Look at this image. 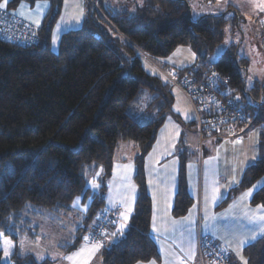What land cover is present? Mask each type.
<instances>
[{"label":"trees","instance_id":"obj_1","mask_svg":"<svg viewBox=\"0 0 264 264\" xmlns=\"http://www.w3.org/2000/svg\"><path fill=\"white\" fill-rule=\"evenodd\" d=\"M21 1L33 4L36 0H6V7L12 10ZM62 1L50 0L36 42L17 44L0 39V233L15 241L11 254L15 264H50L48 257L37 260L31 253L21 252L19 237L25 230L31 231L29 227H36L38 217L54 212L66 215L76 197L82 195L81 201L86 200L90 195L86 174L99 171V192L91 193L73 239L58 249L70 251L86 236L95 245L90 234L98 223V212L108 209L104 191L115 150L120 142H130L137 150L133 178L137 195L123 234L102 244V264L157 260L156 243L149 234L150 196L143 162L173 97L169 89L175 85L163 71L186 69L210 57L222 42L225 28L233 30L238 25L239 15L231 11L194 20L188 8L192 0H134L127 7L103 5V0H95V7L86 0L82 24L63 32L54 52L50 36ZM261 33L262 22L260 39ZM181 45L191 48L193 63L173 68L153 63L162 76L149 73L136 55L159 60ZM209 57L208 62L229 78L240 96L249 92L247 101H251L257 95L261 82L245 87L242 72H246L247 58L235 43L218 60L210 62ZM140 87L152 95L147 110L153 115L146 122H139L129 111ZM261 96L260 113L252 128L264 121V83ZM184 158L181 154L174 215H182L191 203ZM263 173L264 135L260 133L257 159L245 168L231 193L249 186ZM250 202L264 206V188L255 190ZM116 224L108 228V236ZM242 254L245 264H264V235L246 244ZM1 258L0 249V264H4Z\"/></svg>","mask_w":264,"mask_h":264},{"label":"crops","instance_id":"obj_2","mask_svg":"<svg viewBox=\"0 0 264 264\" xmlns=\"http://www.w3.org/2000/svg\"><path fill=\"white\" fill-rule=\"evenodd\" d=\"M69 1L76 2L77 13H79L81 19V21L78 19L77 24L81 25L86 16V0L85 2L84 0ZM199 1L200 0H194L193 2L195 12L199 17L207 13L223 14L235 11L239 15L238 18H240V22L246 20L247 17L256 18L258 22V37H260L261 21L264 16V11H261L257 5L261 3V0H202L204 1V4L207 2L208 6L213 8L211 13L208 10L203 11L205 6L199 4ZM108 3L114 5V3H111L109 0L106 1V4ZM0 4H4V7H6L7 2L6 0H0ZM49 8L50 0H43V2L42 0H36L33 4L21 1L16 8L9 10L14 15L28 23H31L34 26H40L47 15ZM62 8L63 1L61 9ZM191 16H193V13H191ZM36 20H40L39 25L34 22ZM239 23L237 26L242 32V27ZM245 35L246 32L243 35V38H245ZM246 43V50H243L240 54L247 58V67L249 61L250 67H252V65L255 66V62L252 64V49L254 47L257 48L259 54L264 57V45L263 48H261L258 44L254 45V43H251L250 46L248 41ZM184 53H186L187 58V60H185L186 63H184L185 65H181L180 61L177 60L170 66L183 67L193 63L194 59L190 60V55H188L187 52ZM263 72L264 69L261 70L259 75L255 74L251 87L259 82L264 83ZM189 118H191L188 119L189 124L195 128L193 125L194 118L192 119V116ZM249 131L248 135L244 137L239 136L234 139L213 140L218 142L216 144L213 142L208 145L210 149L218 150L220 148H233L235 146L243 145L244 142L248 140L253 142L256 137V129L252 128ZM191 133L192 131L189 132V135ZM156 138L151 149L144 157L143 173L146 188L150 196L151 211L149 234L153 237L156 243L159 258L157 260L150 259L135 264L196 263L198 260L197 242L200 237L210 238L214 243L225 248L232 260L239 263V261H241L239 256L240 254L242 255V248L260 236L257 234L255 239H250L253 237L254 233H259L261 227V223L258 219L253 221L251 218L264 216V206L260 204L261 207H258L257 204L250 202L252 194L249 197L242 198L243 194L253 187L252 185L263 177L264 173L249 186L241 188L235 193H231V190L238 186L243 172L249 164L251 156L255 155L254 147L249 153L246 150L245 152L243 151L241 155L239 153L238 159L228 167H223L214 171V163L212 159L208 157V154L203 156L204 146L202 148L198 147V158L197 154L191 153L190 149L195 148L196 146V139L185 143L182 139H179L177 142L176 139L169 140ZM156 145H158V149L155 151L154 147ZM136 153L137 150L132 143L120 142L113 156L111 173L106 181V188L104 191V205L108 209H114L116 206H120L121 210L118 214V223L111 229V234L107 240L108 243L116 238L112 237V233L117 232L118 226L121 223H124L123 218L120 215L121 213H125L128 216L127 226L129 225L130 216L137 195V187L133 180L135 173L134 155ZM181 154H184L185 156L188 155L189 175L185 177V181L187 192L191 197V203L182 215H174L172 213V208L178 186V172ZM198 159H200L201 167L197 175L196 168L194 167L193 169L192 164L195 166L196 160ZM128 165H131V167H127ZM97 174H99L98 171L95 175L96 178L99 177ZM234 178L235 182L231 183ZM214 189H217L218 191L214 192ZM214 196L215 199H213ZM90 197L91 193L86 200L79 203L83 212L87 209V207L85 208V205L88 206L91 200ZM226 198L228 199L225 202H222ZM128 207H131L132 209L130 213L127 212ZM206 216L208 217L207 221L205 220ZM242 240H247V243L242 245ZM82 243L83 242L70 251L63 252L66 258L70 256L73 257L72 260L67 259L69 264H79V261L83 260L81 254V258H79L80 255H74L79 253L82 248H86L83 247ZM87 249L88 250L85 254L83 252L85 258L89 256L92 248ZM101 251L102 247L91 256L89 264H93V260H96V264L102 263Z\"/></svg>","mask_w":264,"mask_h":264},{"label":"rangeland","instance_id":"obj_3","mask_svg":"<svg viewBox=\"0 0 264 264\" xmlns=\"http://www.w3.org/2000/svg\"><path fill=\"white\" fill-rule=\"evenodd\" d=\"M106 1L107 0H103V5L106 4ZM109 1L111 3H114V5L118 7L120 6L127 7L129 4H131V2H134V0H109ZM193 2L194 0H192L190 3V12L193 13L192 18L196 20L199 16H197L195 12V9H194L195 7L193 5ZM199 4H202V6H205L203 8V11L208 10L210 13L213 11V8L208 6L207 2L204 4V1L200 0ZM77 17H79L80 19L79 13H77L76 2H72L69 0L68 1L63 0V8L60 10L58 16L56 17L53 23V26H52V30H51L50 49L52 51L56 52L58 50L59 38L63 32L71 30L72 28L75 29L76 27L80 26L79 24H77L78 23ZM239 24L242 27V32L240 31V28H238V26H236L233 30L230 29L229 26L225 28L224 38L222 42L219 45H217L214 48V50L210 53V57H209L210 62H214L218 60L220 56L222 55V53L224 52V50L227 48V46L231 42L237 45V49L239 53H242L243 50H246L247 41L250 44V46H251V43H254V45L258 44L261 48H263V42L260 39V37H258L257 19L247 17L246 20L240 22ZM105 29L108 32H110L108 30L109 28L105 27ZM244 30L246 32L245 38H243V35L245 34ZM259 40H260V43H259ZM122 51L124 52L123 48H122ZM184 52H187L188 55H190V58H189L190 60L193 59V56H192L193 52L191 48L187 45H181V46L176 47L174 51L170 53L169 56L159 59V63L163 67L173 68L170 65L173 64L174 61L179 60L181 65H183L184 63H186L185 60H187L186 53ZM251 53H252V56H251L252 64L255 62V66L252 65V67H250V61H249L247 72L245 73L242 72L243 76H245L244 78H245L246 88L251 87L253 83L252 81L254 79L253 77L255 76V74L259 75L261 70L264 69V57H262L259 54V52L257 51V48L254 47ZM136 55L139 58L142 66L149 73H152V74L155 73V74H159L162 76L159 69L153 64V62L149 58L145 57L144 55L139 54L138 52H136ZM169 90L173 96L172 101H171L169 110L165 113V119L157 131L156 139H169V140L176 139L177 142L179 139H182L185 143L192 141L193 139L194 140L196 139L195 142H197L196 143L197 148L195 146V148H191L190 150H191V153L197 154V158H198L199 156L198 133L196 129L193 128V126L189 124L188 119H191V118H186V115L188 117L192 116V119L194 118L193 108L189 100L187 99V97L184 95V93L181 92L177 87L171 86ZM151 99H152L151 93L146 88L140 87L138 95L136 96L135 102L129 108V111L132 114V116L136 117V119L139 122H146L152 117L153 111L150 108L147 110ZM177 109H179V111H177ZM262 122L256 123V125L254 126V129H256V137H255V141L253 142L248 140V141H245L243 145L235 146L233 148L232 147H228L225 149L220 148L216 150V149H210L208 144L213 143V142H215L214 144H216L218 141H213V140L204 141L203 143V146H204L203 154L204 155L203 156L208 154L209 155L208 157L212 159L214 163L213 170L216 171L217 169L228 167L230 164H232L238 159L239 153L241 155L243 151L245 152V150L248 151L249 153L251 149L254 147L255 155L251 156L248 165L253 164L257 159L256 144L258 141V136L260 133L264 135V121ZM190 131H192V133L189 135ZM249 132L250 131L240 136L244 137L248 135ZM154 148H155L154 150L156 151L158 149V145H156ZM254 157L255 159H253ZM187 159H188V155H186L184 158L185 177L189 175V161ZM194 167L196 168V173L198 175V172L201 167L200 159L196 160L195 166L192 164L193 169ZM100 174L101 173L99 172V175ZM95 175L96 173L94 172L91 174L87 172L86 174V179H87L86 184L88 185L90 189V193L99 192L100 184L97 178L95 177ZM262 180H264V174H263V177L257 180L253 185H256L259 181H262ZM92 182L98 185V187L95 190H93L90 186ZM78 197H82V195ZM80 203H81V200H80ZM257 205L260 206V204H257ZM80 206L81 205L74 207L72 204V211H70L66 215H63L62 212H59V213L54 212L53 214L47 213L49 215L38 217L36 219L38 226L36 225L34 229L29 227L31 231L25 230L26 234H22L19 237L17 246L19 247L20 251L31 253L37 260H41V259H44L45 257H48L51 260L50 264H69L67 262V258L65 257L64 253L58 249V246L63 245L61 247H64L66 244L70 243L69 241L71 239H73L75 230L81 224V219L83 215V210L81 209ZM4 240L9 241L12 245V247L9 250L8 257L4 256V250H3V245H2V241ZM82 242H83L82 243L83 247H86V248H82L84 249V254H85L88 250L87 248H92L94 244L90 243L88 240L86 241L85 239ZM14 246H15V241L10 236L0 233V249L2 252L1 261L4 264H15L11 258V254L14 250ZM84 254L81 253L83 259H85ZM81 255L79 256V258H81ZM239 257H240L239 259L241 260L239 261V263L245 264V258L243 254L242 255L240 254ZM237 260H238V257H237ZM92 263L96 264L97 262L96 260L95 261L93 260Z\"/></svg>","mask_w":264,"mask_h":264},{"label":"built area","instance_id":"obj_4","mask_svg":"<svg viewBox=\"0 0 264 264\" xmlns=\"http://www.w3.org/2000/svg\"><path fill=\"white\" fill-rule=\"evenodd\" d=\"M95 7V0H90ZM261 39L264 43V16ZM38 26H34L14 15L8 8H0V39L17 44H32L38 40ZM205 59L186 69L163 71L171 82L189 100L195 115L194 125L199 135V146L206 140L234 139L251 130L256 122L261 105L263 82L257 86V95L252 97L244 92L240 96L217 68ZM155 65L159 60H151ZM239 98V99H237ZM120 206L98 212V223L90 234L94 243L103 244L108 240V228L119 221ZM106 234V235H105ZM196 263L191 264H234L228 251L208 237L197 242Z\"/></svg>","mask_w":264,"mask_h":264},{"label":"snow or ice","instance_id":"obj_5","mask_svg":"<svg viewBox=\"0 0 264 264\" xmlns=\"http://www.w3.org/2000/svg\"><path fill=\"white\" fill-rule=\"evenodd\" d=\"M42 2H43V0H42ZM5 5L4 4H0V8H2V7H4ZM257 7L261 10V11H264V0H261V3L259 4V5H257ZM38 11H39V9H38ZM79 19V17H77V20ZM37 25H39L40 24V20H36V21H34ZM192 56H193V59L195 58V54L193 53L192 54ZM214 59V58H213ZM237 99H239V98H237ZM177 111H179V109H177ZM186 118H189L187 115H186ZM237 142H239V141H237ZM253 159H255V157L253 158ZM127 167H131V165H128ZM97 175H99V174H97ZM235 182V178L233 179V181L231 182V183H234ZM91 188L93 189V190H95L97 187H98V185H96L94 182H92L91 183ZM258 188H264V180H262V181H259L256 185H253V187L252 188H250V189H248V191L247 192H245L244 194H243V197L242 198H244V197H249L251 194H252V192L254 191V190H256V189H258ZM216 191H218L217 189H214V192H216ZM90 199H91V197H90ZM213 199H215V196L213 197ZM80 200H81V197H77L74 201H73V206L75 207V206H78L79 205V203H80ZM87 207V205H85V208ZM258 207H261V206H259L258 205ZM132 211V209H131V207H128L127 208V212L128 213H130ZM121 216H122V218H123V221H124V223H121L119 226H118V228H117V232H114V233H112V237L113 238H115L116 236H117V234L119 233V234H123V232H124V230H125V228H126V226H127V220H128V216L125 214V213H121L120 214ZM207 219H208V217L206 216L205 217V220L207 221ZM259 220L260 221V223H261V227H260V229H259V233H254L253 234V237H252V239H255L256 238V235L257 234H259V235H264V216H261V217H252L251 218V220ZM106 235V234H105ZM86 241L89 239V237H85L84 238ZM245 243H247V240H242L241 241V244L243 245V244H245ZM2 245H3V250H4V256L5 257H8V255H9V250H10V248L12 247V245H11V243L9 242V241H6V240H4V241H2ZM103 245L102 244H100V243H97V244H95V245H93V247H92V249L90 250V254H89V256L87 257V258H85V259H83V260H80L79 261V264H89V260L91 259V256L97 251V250H99V248H101ZM84 252V249H81L80 250V252L79 253H76V254H74L75 256H79L81 253H83ZM67 259H69V260H72L73 259V257H67Z\"/></svg>","mask_w":264,"mask_h":264},{"label":"water","instance_id":"obj_6","mask_svg":"<svg viewBox=\"0 0 264 264\" xmlns=\"http://www.w3.org/2000/svg\"><path fill=\"white\" fill-rule=\"evenodd\" d=\"M188 4V3H187ZM188 8H189V12H190V5L188 4ZM190 14H191V12H190Z\"/></svg>","mask_w":264,"mask_h":264}]
</instances>
